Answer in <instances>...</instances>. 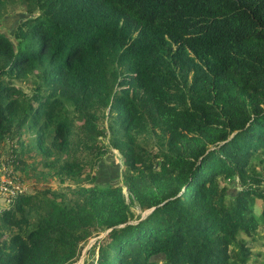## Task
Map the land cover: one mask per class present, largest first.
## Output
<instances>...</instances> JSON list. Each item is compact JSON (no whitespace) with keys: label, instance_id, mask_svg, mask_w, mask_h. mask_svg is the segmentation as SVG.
<instances>
[{"label":"trees","instance_id":"1","mask_svg":"<svg viewBox=\"0 0 264 264\" xmlns=\"http://www.w3.org/2000/svg\"><path fill=\"white\" fill-rule=\"evenodd\" d=\"M22 1L16 42L0 31V156L39 154L61 187L1 210L0 264H73L104 232L84 264H260L264 0ZM106 129L123 183L82 182Z\"/></svg>","mask_w":264,"mask_h":264},{"label":"rangeland","instance_id":"2","mask_svg":"<svg viewBox=\"0 0 264 264\" xmlns=\"http://www.w3.org/2000/svg\"><path fill=\"white\" fill-rule=\"evenodd\" d=\"M32 8L33 4L29 1L23 2L22 0H6L0 9V31L8 35L13 40V42H16L15 38L12 37L15 26L24 16L35 14L34 12H30L31 10L33 11ZM21 85L24 86L26 90H29L30 86L27 83H22ZM106 125L107 123L105 122V126ZM106 131L107 133L101 138V142L108 146V149H105V153L101 156L102 158L99 164L97 163L96 156L93 155L90 157V162L86 165L83 176L81 178L82 182H88V178L85 177V174L87 172L92 174L97 172L98 178L96 182L101 186L123 183L124 172L126 170L124 157L117 149L112 148V146L109 144V131L107 129ZM27 136H29V134H27ZM29 138L30 136L28 137V139ZM1 155H10V147L8 143H6V145L4 146ZM39 157H41L39 154L28 157L30 163L24 169L19 168V166L17 168L15 167V170L17 171V173H19V177L26 182L28 193L32 191H39L46 185L54 189L57 187H61V183H59V180L51 174V171L43 169L44 166H41L42 161L39 160ZM16 163L17 162L14 161V165ZM68 182L70 181H67L66 183ZM225 185L229 187V193H236L242 188L240 182L236 179L227 180L225 182ZM262 188H264V185L262 186ZM124 192L127 195L126 188H124ZM263 206L264 204L260 200H258L256 208L258 209ZM2 209L3 204H0V212ZM134 211L137 215L141 213V210L137 207H134ZM105 234L106 233L104 232L97 237L91 238L89 242L85 244L79 259L73 264H84L88 249H90V247L94 244L98 237H102ZM262 241H264V238L259 242ZM256 243L257 242H255L256 246L254 249L258 250L257 245L259 244ZM255 258L260 264H264V250L262 251V254L253 256L252 259Z\"/></svg>","mask_w":264,"mask_h":264},{"label":"built area","instance_id":"3","mask_svg":"<svg viewBox=\"0 0 264 264\" xmlns=\"http://www.w3.org/2000/svg\"><path fill=\"white\" fill-rule=\"evenodd\" d=\"M27 184L19 177L10 155L0 156V199L4 201L3 209L13 205L16 198L27 192ZM2 209V210H3Z\"/></svg>","mask_w":264,"mask_h":264},{"label":"crops","instance_id":"4","mask_svg":"<svg viewBox=\"0 0 264 264\" xmlns=\"http://www.w3.org/2000/svg\"><path fill=\"white\" fill-rule=\"evenodd\" d=\"M0 204H4V201L1 200V199H0ZM256 244H259V245H257L258 250H256V251H263V250H264V241H262V242H257ZM254 245H255V244H254ZM255 246H256V245H255ZM255 246H254V248H255Z\"/></svg>","mask_w":264,"mask_h":264},{"label":"water","instance_id":"5","mask_svg":"<svg viewBox=\"0 0 264 264\" xmlns=\"http://www.w3.org/2000/svg\"><path fill=\"white\" fill-rule=\"evenodd\" d=\"M98 238H100V237H98Z\"/></svg>","mask_w":264,"mask_h":264}]
</instances>
